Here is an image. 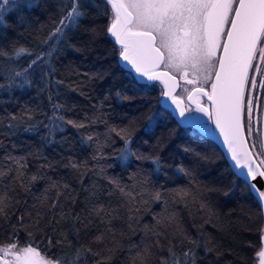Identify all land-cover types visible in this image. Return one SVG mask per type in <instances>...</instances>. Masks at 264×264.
<instances>
[{
	"label": "trees",
	"instance_id": "16d2710c",
	"mask_svg": "<svg viewBox=\"0 0 264 264\" xmlns=\"http://www.w3.org/2000/svg\"><path fill=\"white\" fill-rule=\"evenodd\" d=\"M31 2L34 6L30 9L17 10L11 3L4 6L5 23L0 24V52L8 54L0 55V168L10 164L6 156H23L30 174L43 173L28 190L9 177L0 178V193L7 192L13 198L9 222L19 229V243L23 245L29 236L28 229L20 228L17 216L24 215L28 223L29 212L47 213V208L41 206L43 197L47 194L50 203L55 190L46 193V189L59 181L69 185L66 191L71 194L70 198H60L65 213L83 217L90 203H110L119 209V218L112 220L116 243L109 241L113 251L108 264H132L138 246H152L155 237L149 229L163 230L154 217L169 214L176 215L190 238L210 242L213 251L205 255L199 249L198 264H254L262 247L264 226L260 208L248 186L233 174L213 142L203 139L194 129L180 127L160 107L161 91L157 85L134 86L132 74L118 65V49L107 33L109 17L103 14V0H82L85 16L78 27L69 31L67 47L54 45L56 51L50 58L54 77L50 81L47 77H33L30 85L20 87L23 78H15L14 73L26 66L28 57L15 59L14 48L47 51L43 40L61 18V5L66 0ZM57 80L63 83L57 84ZM49 94L64 106L66 118L82 121L87 127L77 130L69 125L65 131L49 137V130L44 127L52 112ZM25 109L32 110L31 121L23 116ZM12 115L18 120L12 121ZM10 123L17 125L11 134ZM129 127L133 130L131 147L144 159H119L124 141L110 129ZM89 134L94 141L84 143L82 137ZM97 143L102 145L99 151ZM69 158L77 163L86 162L87 169L76 172L65 167ZM154 158H158L159 173ZM49 163L51 167H47ZM109 178L119 181L133 195L140 191L138 182L147 180L146 187L159 188L164 200L137 205L141 210L133 213L135 219L129 221L128 199L119 191L108 195L113 188ZM134 183L136 188L132 187ZM180 189L189 194L184 200L175 195ZM53 215L59 218V207L54 213H47L41 230L31 229L35 243L49 257L68 251L67 241L65 245L55 243L64 239L62 231L67 233L68 240L75 242L71 221L66 219L59 225L47 223ZM129 223L133 228L128 227ZM7 225L8 222L0 221V244L8 243L13 232ZM174 227L167 229L166 238L161 237L165 251L153 247L158 255L167 256L166 247L173 239ZM104 228L98 220L80 226V243L94 250L102 247L92 240ZM153 264H159V260Z\"/></svg>",
	"mask_w": 264,
	"mask_h": 264
},
{
	"label": "snow or ice",
	"instance_id": "6c2138e0",
	"mask_svg": "<svg viewBox=\"0 0 264 264\" xmlns=\"http://www.w3.org/2000/svg\"><path fill=\"white\" fill-rule=\"evenodd\" d=\"M10 3L17 10L34 6L31 0H0V24L5 23L4 12L7 9L4 6ZM93 6L98 7L95 4ZM103 7V14L109 17L107 33L118 46L120 63L134 77V86L144 88L159 83L162 86V98L166 100L171 93L169 83L177 77L183 79L186 85H191L192 87H183L179 95L197 94L192 96V99L197 100L195 111L207 117V124L191 120V112L185 115L178 105L173 111L178 113V119L183 123L201 124L208 133L218 134L234 169L264 206V0H103ZM82 8V0H66L62 3L61 18L43 40L47 51L33 52L24 47L14 48L15 59L28 57L26 66L14 73L15 78H23L20 87L30 85L33 77H47L49 81L54 77V69L50 65V58L56 51L54 45L67 47L69 31L78 27L79 20L85 16ZM0 55L8 54L0 52ZM56 83L63 82L57 80ZM197 96L207 97L211 111L208 106H201ZM171 100L175 105L176 97L172 96ZM49 101L52 112L49 123L44 125L49 130V137H53L57 131H65L69 125L77 130L87 127L82 121L66 118L63 115L64 106L51 94ZM23 116L31 121L32 110L25 109ZM19 119L23 120V117ZM11 120L17 121L18 117L12 115ZM91 122L95 123V120ZM210 125H214V128L209 127ZM16 127L14 123L8 125L10 134ZM110 131L124 141L120 160L145 158L131 147L133 130L130 127L112 128ZM82 141L91 143L94 136L89 134L82 137ZM101 147L97 143L98 151ZM6 159L10 164L0 168V178L9 177L18 182L21 188L28 190L31 184L43 177L42 172H28L26 157L8 155ZM153 163L157 165L159 173L158 158H154ZM51 166V163L47 164V167ZM43 167L45 165H41ZM65 167L80 172L82 168L87 169V164L77 163L69 158ZM257 180L260 181L259 184L255 182ZM109 183L113 185L108 192L109 196L119 191L121 196L128 199L129 221L135 219L133 213L140 212L137 205L164 200V194L159 188L146 187L147 180L138 182L140 191L136 195L131 190L126 191V186L115 179L109 178ZM132 187L136 188L137 184L134 183ZM53 189L55 195L51 202H48L50 198L46 194L41 206L47 208V213H54L59 207L60 215L59 218L53 215L47 223L59 225L66 219L70 220L75 242L68 240L67 233L62 231L60 235L64 239H58L55 243L65 245L67 241L65 246L68 251L49 257L35 243L31 231L33 228L41 230V222L47 215L38 210L35 215L28 213V223H25L24 215L17 216L20 228L28 229L29 236L28 241L21 245L17 235L19 229L9 222L13 198L3 192L0 193V221L8 222L7 226L13 232L8 243L0 244V264H108L113 251L109 241L116 243L111 225L112 220L119 218V209L110 203H90L87 214L83 217L65 213L60 198H70V192L66 191L69 185L54 181L46 189V193ZM175 195L184 200L189 194L180 189ZM137 197H140L139 201ZM154 219L163 230L155 227L149 229L155 237L152 246H138L132 256V264H153L157 259L159 264H198L201 259L199 249L202 248L205 255L213 251L209 241L190 238L183 231L175 214L156 216ZM96 220L105 225V228L93 238L92 243L102 245L94 250L90 245L80 243L79 232L80 226L86 227ZM173 225V239L168 241L166 247L167 256L158 255L153 247L160 252L165 251L161 237L166 238L167 229ZM128 227L133 228V224L129 223ZM261 238L264 239V233ZM48 243L52 246L51 238ZM256 255L259 264H264V247Z\"/></svg>",
	"mask_w": 264,
	"mask_h": 264
},
{
	"label": "water",
	"instance_id": "95a60500",
	"mask_svg": "<svg viewBox=\"0 0 264 264\" xmlns=\"http://www.w3.org/2000/svg\"><path fill=\"white\" fill-rule=\"evenodd\" d=\"M109 36V35H108ZM110 38V37H109ZM112 40V38H110ZM113 41V40H112ZM114 43V42H113ZM117 49L118 46L116 45ZM117 62L118 65L125 71L131 73L129 71V69L124 68L123 65L120 63L119 61V54L117 56ZM160 91H161V85L159 83L156 84ZM169 87L171 88V93L170 96L165 100L162 98V95L160 93L159 96V105L162 109H164L165 111L169 112L171 114V116L174 118V120L176 121V123L182 127V128H191L194 129L199 135H201L203 137V139L208 140L213 142L222 152L224 159L226 160L230 170L233 172V174L239 178V173L236 172V170L234 169L232 162L230 161V159L227 156V153L224 149V146L221 142V139L218 137V134H210L207 131H205V128L203 126H201V124H197V123H191V124H185L183 123L180 119H178V113L173 111V108L178 105L180 109H182L185 112V115H188L189 112H191V116L190 119L193 121H202L204 124H207V117L206 116H202L200 113H197L195 111L196 106H197V100L196 99H192V96H196L197 94L192 93L191 95H189L188 93H184L183 95H179L182 91L183 87H192L191 85H186L185 81L183 79H180L179 77L176 78L175 81H172L169 83ZM175 96L176 97V102L175 105H173L171 97ZM197 99H199L201 106H208L209 107V111H211V107H210V101L207 100V97H199L197 96ZM209 127L214 128V125H210ZM256 164V160L254 158V165ZM242 180V179H241ZM243 181V180H242ZM256 183H260V181H255ZM252 194V193H251ZM252 196L254 197V199L256 200L260 211H261V215H262V219H263V226H264V206H262L258 200L256 199V197L252 194ZM263 233H264V228H263ZM262 247H264V239H262Z\"/></svg>",
	"mask_w": 264,
	"mask_h": 264
},
{
	"label": "rangeland",
	"instance_id": "374dc122",
	"mask_svg": "<svg viewBox=\"0 0 264 264\" xmlns=\"http://www.w3.org/2000/svg\"><path fill=\"white\" fill-rule=\"evenodd\" d=\"M10 258V257H9ZM254 264H259V260H258V257H256L255 259V263Z\"/></svg>",
	"mask_w": 264,
	"mask_h": 264
}]
</instances>
